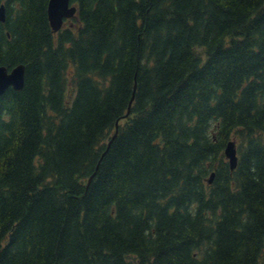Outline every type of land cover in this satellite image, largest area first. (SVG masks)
Segmentation results:
<instances>
[{
    "label": "trees",
    "instance_id": "1",
    "mask_svg": "<svg viewBox=\"0 0 264 264\" xmlns=\"http://www.w3.org/2000/svg\"><path fill=\"white\" fill-rule=\"evenodd\" d=\"M70 1L0 0V264H264V0Z\"/></svg>",
    "mask_w": 264,
    "mask_h": 264
},
{
    "label": "water",
    "instance_id": "2",
    "mask_svg": "<svg viewBox=\"0 0 264 264\" xmlns=\"http://www.w3.org/2000/svg\"><path fill=\"white\" fill-rule=\"evenodd\" d=\"M77 7L72 4L70 0H48L47 4V18L52 32L59 31L64 24V20L76 17ZM5 20L4 6H0V21ZM25 66L18 64L11 69L5 66H0V95L8 88L14 90H21L24 85ZM132 101V98L130 102ZM129 102V104H130ZM115 131L117 125L115 126ZM115 134L113 135V137ZM225 157L231 170H233L237 163L236 148L234 141H229L224 149ZM212 174L208 179V183L212 181Z\"/></svg>",
    "mask_w": 264,
    "mask_h": 264
},
{
    "label": "rangeland",
    "instance_id": "3",
    "mask_svg": "<svg viewBox=\"0 0 264 264\" xmlns=\"http://www.w3.org/2000/svg\"><path fill=\"white\" fill-rule=\"evenodd\" d=\"M74 23H76V22H74L73 19L72 20L69 19V20L65 21L64 26H68V25L73 26Z\"/></svg>",
    "mask_w": 264,
    "mask_h": 264
},
{
    "label": "bare ground",
    "instance_id": "4",
    "mask_svg": "<svg viewBox=\"0 0 264 264\" xmlns=\"http://www.w3.org/2000/svg\"><path fill=\"white\" fill-rule=\"evenodd\" d=\"M130 107V106H129Z\"/></svg>",
    "mask_w": 264,
    "mask_h": 264
}]
</instances>
